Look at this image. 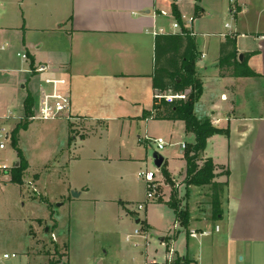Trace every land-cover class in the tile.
<instances>
[{
    "label": "crops",
    "instance_id": "0c3cea01",
    "mask_svg": "<svg viewBox=\"0 0 264 264\" xmlns=\"http://www.w3.org/2000/svg\"><path fill=\"white\" fill-rule=\"evenodd\" d=\"M223 1L0 0V117L8 111L22 116L28 93L38 103L48 73L32 70L38 65H51L53 74L67 78L65 89L71 97L68 117L55 120L59 122L56 127L63 131L62 152L66 155L58 162H81L85 151L102 154L99 160L117 164L119 179H123V165L138 161L135 153L151 145L146 136L166 140L152 131V121L163 123L168 130L166 146L195 142L184 121L149 115L160 93L154 82L158 37L181 30L193 33L199 54L196 70L203 83L195 113L209 118L215 126L230 129L229 135L210 137L201 156L213 159L214 180L226 183L223 214L214 225L195 220L189 206L199 186L188 184L185 149L180 146L166 155L159 151L165 158L161 168L168 171L170 182L179 178L177 188L165 185V175L158 178L165 185L164 202L170 203L175 194L181 208L190 212L186 227L171 208L178 230L168 236L167 242L161 238L167 243L166 264H252L255 260L264 264V115L250 117L243 110L237 111L245 106L246 80H264V0H229L228 5ZM228 15L231 23H223ZM217 17L222 18V27L216 30L213 19ZM176 22L178 28L174 27ZM229 38L236 40L239 60L241 54L244 60L250 54L247 64L258 76L237 77L232 70L220 68L221 46ZM19 53H27L28 59ZM188 134L193 135V142L181 140ZM100 180L105 184L109 176L102 175ZM78 186L83 188L78 196L97 199L90 197L87 180ZM117 194L110 200L116 202L118 198L124 206L133 202ZM135 219L142 224V219ZM142 221L153 236L157 228L148 218ZM29 232L31 240L25 249L29 264H52V258H47L55 253L54 231L47 228L40 233L31 227ZM0 251L8 252L3 246ZM119 251L110 257L104 250L95 256L96 264H163L150 261L143 252L136 254L121 247ZM87 259L91 260L90 256ZM61 260L71 264L70 247Z\"/></svg>",
    "mask_w": 264,
    "mask_h": 264
},
{
    "label": "rangeland",
    "instance_id": "374dc122",
    "mask_svg": "<svg viewBox=\"0 0 264 264\" xmlns=\"http://www.w3.org/2000/svg\"><path fill=\"white\" fill-rule=\"evenodd\" d=\"M223 2L225 5L229 4V0ZM213 21L217 30L222 24V18L217 17ZM224 22L231 23V16H226ZM246 83L243 94L245 106L238 107L237 111L243 110V113L250 117L264 115V80L250 78ZM25 121L29 122L27 129L32 122L33 124L22 132L19 143L30 167L24 173L23 183L17 185L12 182V168L7 173H0L4 178L3 183H0V246L9 253L15 252L18 255L16 258L5 260L4 264H29L25 249L31 240L29 232L31 227L38 229L40 233L47 228L54 231L52 238L59 246V251L67 252L70 247L71 264H96L95 256L108 250L110 257H115L120 252V247L132 250L136 254L143 252L144 255L148 254L150 261L166 264L168 256L166 242L168 236L174 234L178 228L174 226V209L170 203L163 200V186L168 184L172 188H177L176 182L179 178L170 182V178L165 177L167 181L165 185L158 180L165 174L163 168H157L154 163L153 153L158 151L156 143L152 142L146 150L140 148L134 155L139 158L138 161L125 163L123 179H119L117 164H114V161L109 164L99 160L98 157H102V154L93 155L85 151L81 162L66 161L68 164L62 162L60 164L58 161L65 159L66 155L62 152L63 131L60 126L56 127L59 125L58 121L31 120L26 115L25 108L22 116L17 117L14 112L11 117L5 115L0 117V125H6L12 131L19 122ZM150 125L152 131L169 140L168 130L163 123L152 121ZM142 128L141 132H144V124ZM181 140L193 142L194 137L188 134ZM180 146L168 145L160 152L166 155L181 148ZM3 156L8 164L13 165L12 167L19 162L18 152L12 143L4 151ZM207 159L209 158H201L198 161L199 165L202 166ZM85 165L89 166V169H84ZM146 170L156 173L155 184L161 197L158 198L156 195L147 201L144 209L138 210L136 205L146 201L148 191L146 182L139 177L138 172ZM102 175L109 176L105 184L100 180ZM86 180L90 187L89 194L92 195L90 197L97 199L85 200V194L75 196L74 192L79 193L83 189L78 185ZM116 193L129 197L134 203L129 202L124 206L118 198L116 202L111 201L110 199H116L114 197ZM211 194L210 185L199 186L194 194L193 205L191 204L189 209L195 215V220L214 225L217 219L211 213ZM135 218L142 220L148 218L157 228L152 233L153 236L147 232L145 236L135 235L131 241H127L128 234H133L136 229L141 230V224H137ZM162 237L166 238V242H161ZM136 243H139L138 246L134 245ZM41 248L42 246L38 247V250ZM242 254L248 259L247 251ZM87 256H90L91 260H88ZM57 257L59 256L54 253L47 259L49 261ZM256 261L258 260L252 264H261Z\"/></svg>",
    "mask_w": 264,
    "mask_h": 264
},
{
    "label": "trees",
    "instance_id": "16d2710c",
    "mask_svg": "<svg viewBox=\"0 0 264 264\" xmlns=\"http://www.w3.org/2000/svg\"><path fill=\"white\" fill-rule=\"evenodd\" d=\"M197 2L200 0H196ZM198 8V5L196 6ZM174 11L177 17L181 16ZM166 45V48H163ZM164 50V51H163ZM198 50L193 38V34L187 30L176 33H169L159 36L156 42V70L155 87L162 95L168 92L172 95H185V98L167 99L164 96L156 97L154 108L149 115L155 119L182 120L186 123L188 132L195 136V142L187 144L185 148V158L187 162L188 184L202 186L210 185L212 188L211 205L212 216L218 219L223 214L222 198L226 183L215 181V164L212 159L205 160L200 166L199 160L205 151L208 139L215 134L229 135L230 129L215 126L209 118H200L195 113V105L203 92V83L196 70ZM240 61L237 57V46L234 38H229L221 46L220 68L232 70V75L237 77H255L259 74L247 64L248 57ZM37 101L32 93H28L25 100L26 115L34 112ZM29 122H19L12 131V146L19 155V165L12 168V181L22 184L25 171L29 164L19 147L20 132L27 129ZM166 177L169 178L168 171L163 168ZM175 210L177 219L183 226L188 227L190 223V212L188 208L182 209L175 194L170 202ZM144 231L149 230V226L140 221ZM59 246H55V254L59 256L57 260H52V264H63L61 258L65 252L59 251Z\"/></svg>",
    "mask_w": 264,
    "mask_h": 264
},
{
    "label": "built area",
    "instance_id": "2783aa9c",
    "mask_svg": "<svg viewBox=\"0 0 264 264\" xmlns=\"http://www.w3.org/2000/svg\"><path fill=\"white\" fill-rule=\"evenodd\" d=\"M232 2H236L237 0H231ZM234 11H237L235 9ZM174 27L178 28L179 23L176 22ZM193 34V33H192ZM19 55L24 59H28L27 53H19ZM36 73H48V76L44 78L45 87L41 91V95L37 105L34 107V112L30 115L31 120H56L68 117V114L71 110V97L69 92L65 89V86L68 84V80L63 75L53 74V69L51 65L44 64L38 65L33 70ZM164 96L167 99L173 98H185V95H172V94H165L162 95L161 93L157 94L156 97ZM6 117H11L12 112L8 111L5 115ZM146 139L156 143L158 147V151H161L167 145V141L163 137H149L146 136ZM12 140V130L8 128L6 125H0V173H7L13 165L8 164L6 158L3 156V153L8 146L11 144ZM183 149L187 147L185 142L181 143ZM139 177H142L147 184V199L144 202H139L136 206L138 210L144 209L147 205V201L149 199L155 198L156 195L159 196L157 193L156 188V174L152 170L140 171L138 172ZM219 230V226L216 227ZM147 231H144L142 228L136 229L133 234H128L126 236L127 241H131L132 236L135 235H143L145 236ZM194 236L195 233L192 232ZM174 249L171 248L170 252L173 253ZM18 255L17 253H9V252H2L0 251V264H4L5 260L10 258H16Z\"/></svg>",
    "mask_w": 264,
    "mask_h": 264
},
{
    "label": "water",
    "instance_id": "95a60500",
    "mask_svg": "<svg viewBox=\"0 0 264 264\" xmlns=\"http://www.w3.org/2000/svg\"><path fill=\"white\" fill-rule=\"evenodd\" d=\"M240 60H244L243 55H240ZM153 158H154V163L156 165L157 168H161L163 163H164V156L159 152V151H155L153 153ZM75 196H78V192H74ZM137 221L139 222L140 220L137 218Z\"/></svg>",
    "mask_w": 264,
    "mask_h": 264
}]
</instances>
